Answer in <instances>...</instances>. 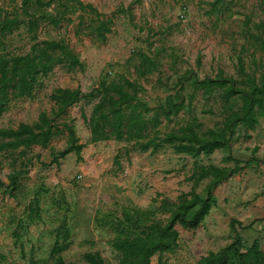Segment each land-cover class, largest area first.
Wrapping results in <instances>:
<instances>
[{
    "label": "rangeland",
    "instance_id": "1",
    "mask_svg": "<svg viewBox=\"0 0 264 264\" xmlns=\"http://www.w3.org/2000/svg\"><path fill=\"white\" fill-rule=\"evenodd\" d=\"M82 1L113 16L106 39L91 32L94 16L68 0H55L45 7L32 3L30 10L43 16L36 31L39 39L65 41L81 66L56 64L41 76L32 97L10 99L0 115V127L33 123L41 112L51 113L55 106L51 94L59 87L87 91L101 80L116 81L154 106L179 90V77L190 71L203 78L223 69L239 82L245 73L260 77L263 71L264 0ZM21 5L22 0H0L1 12L19 19L4 36L0 55L26 53L34 41ZM58 16L56 24L51 17ZM142 53L155 62L144 76L139 75ZM126 78L136 80V87L124 84ZM192 91L191 85L182 90L185 106L171 119L162 117L160 133L186 125L200 133L222 126L226 113L220 93L197 90L190 95ZM91 110L92 104L81 101L57 118L59 123H70L85 144L82 160L71 151L58 163L53 161L52 150L58 152L68 144L67 130L56 133L45 147L0 152V176L5 182L11 168L20 167L22 161L28 168L16 196L0 188V264H54L51 249L62 242L58 227L64 220L70 236L61 254L67 262L88 264L83 254L99 251L106 262L116 264L118 253L112 240L140 234L141 227L152 220L165 222L170 211L162 209L164 198L176 201L192 188L201 192L208 182L206 177L195 181L192 174L199 167L195 159L170 145L151 152L114 138L92 141L82 115L84 111L89 116ZM230 136V152L237 160L226 159L218 148L198 161L233 170L215 188V201L205 220L195 229L178 225V246L154 254L150 264H159V258L163 264H197L203 254L234 241L236 234L243 250L258 238L264 251V116L252 129L235 123ZM35 197L41 216L30 219L28 205Z\"/></svg>",
    "mask_w": 264,
    "mask_h": 264
},
{
    "label": "trees",
    "instance_id": "2",
    "mask_svg": "<svg viewBox=\"0 0 264 264\" xmlns=\"http://www.w3.org/2000/svg\"><path fill=\"white\" fill-rule=\"evenodd\" d=\"M54 1L22 0V11L28 17L27 29L34 41L26 53L0 55V115L7 108L11 98L32 97L41 76L46 75L56 64L65 63L69 68L81 66L80 59L68 43L63 40L39 39L37 35V27L43 16H37L30 10L32 3L45 7ZM68 1L71 6H77L82 11L92 14L94 17L91 32L100 39H106L107 32L111 31L113 16H105L91 3H84L82 0ZM51 20L57 24L60 17H51ZM18 23L19 19L16 16H6L0 9V44L4 36ZM140 57L142 60L139 75L144 76L154 69L155 62L145 53L140 54ZM239 64L244 71L243 63L240 61ZM245 74L246 78L239 82L235 77L225 74L223 69H219L214 76L203 78L190 71L179 77V90L168 93L162 102L154 106L139 97L136 91L129 92L123 83L116 81L101 80L87 91L79 87H59L51 94L55 103L51 113L41 112L33 123L20 122L16 127H0V152H14L18 149L24 151L34 145L45 147L56 133L67 130L69 135L67 146L58 152L52 150V159L58 163L59 158L75 151L77 159L82 160V149L85 144L79 142L70 123L64 121L59 123L57 118L64 115L72 105L83 101L92 104L89 116L82 111L92 141L114 138L127 142L133 149L151 152L170 145L176 152L189 154L199 165L192 178H195V181L204 177L209 179L203 190L200 192L192 188L184 191L176 201L164 198L161 202L162 209L167 208L170 211L165 222L152 220L141 227L140 234L118 237L111 242L118 253L116 264H150L154 254L171 251L178 246L180 233L178 225L186 229H195L203 223L215 201V188L225 182L233 171L228 166L199 163V159L219 148L226 154V159L237 160L230 152L232 126L242 122L252 129L259 121V117L264 116V67L260 77ZM124 84L136 87L137 83L136 80L126 78ZM187 85L193 87L190 95L197 90L207 94L214 91L220 93L222 107L226 113L222 126L218 129L209 128L200 133L193 126L186 125L160 133L158 126L162 122V117L171 119L185 106L186 96L182 90ZM59 124L63 127H59ZM126 149L128 150V147ZM118 161L119 154L116 153L113 162L117 165ZM27 171L26 162L22 161L20 167H13L7 173L8 182L0 176V188L11 196H16ZM27 216L30 219L34 216L40 218L37 197L29 203ZM230 223L235 230V220L232 219ZM58 235L62 236V242L57 241L51 249V254L56 257L54 264H75L67 262L61 254L68 245L70 236L65 220L58 227ZM83 257L88 264H113L106 262L99 251H86ZM159 264H163L161 258ZM197 264H264V251L258 238L243 250L241 237L236 234L234 241L217 251L210 250L203 254Z\"/></svg>",
    "mask_w": 264,
    "mask_h": 264
}]
</instances>
